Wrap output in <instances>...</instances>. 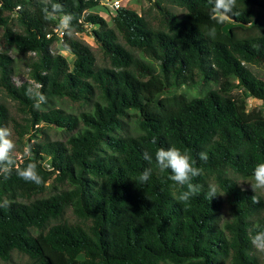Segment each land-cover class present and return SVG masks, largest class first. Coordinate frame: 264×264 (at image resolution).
<instances>
[{
    "label": "trees",
    "instance_id": "1",
    "mask_svg": "<svg viewBox=\"0 0 264 264\" xmlns=\"http://www.w3.org/2000/svg\"><path fill=\"white\" fill-rule=\"evenodd\" d=\"M103 1L54 0L74 16L59 36L42 0H0V91L28 115L18 119L0 99V126L13 133L16 166L31 159L43 178L0 177V202L10 201L0 208V262L264 264L251 244L264 230V192L254 204L239 184L264 163V109H246L248 96L264 101V0H237L239 14L224 24L211 19L208 0H148L140 12L120 5L109 20L93 10ZM87 25L94 44L78 36ZM27 53L28 75L47 97L39 110L25 95L31 83L12 80ZM208 82L217 86L199 95L172 91ZM52 126L64 137H48ZM170 147L202 169L192 181L202 191L187 202L186 186L155 162ZM146 167L152 176L141 183ZM209 184L221 194L210 201Z\"/></svg>",
    "mask_w": 264,
    "mask_h": 264
},
{
    "label": "clouds",
    "instance_id": "2",
    "mask_svg": "<svg viewBox=\"0 0 264 264\" xmlns=\"http://www.w3.org/2000/svg\"><path fill=\"white\" fill-rule=\"evenodd\" d=\"M42 2L44 4L42 9L44 19L57 21L58 31L65 33L71 31L74 16L71 13L66 12L61 3L54 2V0H42ZM208 2L212 6L211 19L214 20L216 24H224L231 20L233 16L239 14L234 11L237 7V0H208ZM215 34L216 29L213 27L209 30L208 35L214 37ZM42 88V84H36L35 86H29L25 90V95L33 101V107L37 110L47 103L46 95L40 90ZM12 135L13 133L11 129L0 126V177L7 180L12 173L15 172L20 179L40 185L43 183V178L37 171V164L33 160L28 159L23 167L16 166L17 161L15 154L17 145L12 139ZM24 153L27 157H31V144L24 146ZM142 156L149 164L153 160L152 154L148 151H144ZM198 156L201 161H207L208 159L206 152H200ZM155 162L160 172L163 173L166 170L170 171V180L180 186H186V190L179 196L180 201L187 202L201 193L202 185L195 184L192 181L194 178L199 177L202 174V169L194 166V161L188 154L182 153L180 149L175 147L167 149L159 148L155 152ZM151 176L152 168L146 167L140 174L139 181L141 183H146L150 180ZM248 185H250L253 193L251 197L252 202L254 204H259L260 199L254 195V193L257 191L264 192V163L257 164L253 169V182ZM243 190L244 189H242V191ZM204 195L209 201L214 197L221 196V194H219V186L216 184H209L208 190ZM8 207H10V201L7 199L0 202V208ZM251 244L258 252L264 253V230L255 232L251 237Z\"/></svg>",
    "mask_w": 264,
    "mask_h": 264
},
{
    "label": "rangeland",
    "instance_id": "3",
    "mask_svg": "<svg viewBox=\"0 0 264 264\" xmlns=\"http://www.w3.org/2000/svg\"><path fill=\"white\" fill-rule=\"evenodd\" d=\"M149 4H150V2L148 0H120V5L133 7L138 12L141 11L142 7H147V6H149ZM93 10L96 11L97 13H99L100 15H102L107 20H109V17H110L109 14L111 12V7L109 6V3L107 2V0H104L103 2H101L100 5L96 8H94ZM259 19L264 24V14L262 16H260ZM92 27L93 26H91V25H87L88 31L81 32L78 34V36H80L84 41H86L90 44H94L93 38L91 37V34L89 32V30ZM252 31L255 32L256 28L246 30V32H252ZM240 32L246 33L245 31H240ZM0 34H1V30H0ZM58 35L62 36L63 34L61 33V31H58ZM1 50H2V47L0 45V51ZM7 53L12 57H17V55L12 50H7ZM62 53L66 55V57L69 61L72 60L73 56L71 54H68L66 51H63V50H62ZM33 57H34L33 53H27L26 55H23L22 57L17 58V60H18L17 61V65H18L17 71L18 72H17V74L13 75V77H12V80L16 85H19L23 81L30 82L31 86L36 85V83L28 75L27 62H28V59L33 58ZM263 74H264V72H263ZM216 86H217L216 83L208 82L206 84H197V85H193V86H184L183 85L179 88L172 89V91L185 92L189 96H191V95H199L205 89L214 88ZM241 94H242V92L239 90L237 92L232 93L231 98L235 101H238L239 98L241 97ZM0 99H3L5 102H7V104L9 105L11 110L13 111L14 115L18 119H20L19 117H23V118L28 117L27 114L25 115L21 111L17 110V108L15 107L14 100L5 96L1 91H0ZM55 106L62 107L63 109H65L67 111H72V112L76 111L73 107H71L69 105V103L67 101H62V102L55 101ZM260 106H262L264 109V101H262L261 99L255 98L253 96H248L246 98V109L248 111L256 109ZM35 126H37V124ZM127 126L130 127L131 130H133L135 128V123L133 121V117H131L129 120H127ZM47 135L50 138H59V137L63 138L65 135V132L63 130H61L60 128H56V127L52 126V127L47 129ZM25 137H28V135H26ZM13 140H14V137H13ZM239 182L241 183L240 185L242 187H249L250 188V185H248V184L253 182V178H240ZM255 252L257 253L258 257L264 262V253H260L256 249H255ZM21 258L22 257L19 256L18 254H14V256H13V259H15V260H20ZM0 264H6V263L0 262Z\"/></svg>",
    "mask_w": 264,
    "mask_h": 264
},
{
    "label": "built area",
    "instance_id": "4",
    "mask_svg": "<svg viewBox=\"0 0 264 264\" xmlns=\"http://www.w3.org/2000/svg\"><path fill=\"white\" fill-rule=\"evenodd\" d=\"M111 9H116L120 6V0H107ZM62 33V32H61Z\"/></svg>",
    "mask_w": 264,
    "mask_h": 264
}]
</instances>
